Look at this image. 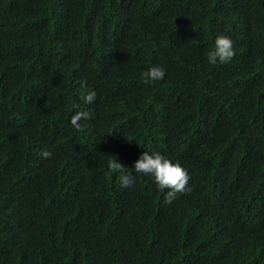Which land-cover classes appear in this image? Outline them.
<instances>
[{"label":"trees","instance_id":"obj_1","mask_svg":"<svg viewBox=\"0 0 264 264\" xmlns=\"http://www.w3.org/2000/svg\"><path fill=\"white\" fill-rule=\"evenodd\" d=\"M0 264H264V0H0Z\"/></svg>","mask_w":264,"mask_h":264},{"label":"clouds","instance_id":"obj_2","mask_svg":"<svg viewBox=\"0 0 264 264\" xmlns=\"http://www.w3.org/2000/svg\"><path fill=\"white\" fill-rule=\"evenodd\" d=\"M235 55L233 42L230 38L219 35L214 42V48L207 54V60L210 64H215L218 61L225 63L230 61ZM165 72L159 66H152L143 73L145 82L157 81L163 79ZM96 94L94 91L87 93L82 99L85 103L91 104L95 100ZM81 119H90L87 112L78 111L71 117V124L78 130H83L79 121ZM41 156L49 158L51 153L47 150H42ZM110 172L119 174V181L121 187L134 186L135 176L133 173L143 176H150L153 178L155 184L160 190L167 189L165 195V202L173 201L177 194L190 192L191 188L188 186L190 175L187 170L179 163H173L171 160L165 158L160 153L143 152L141 156L134 162L133 170L125 172L124 167L117 162L115 157L108 163Z\"/></svg>","mask_w":264,"mask_h":264}]
</instances>
